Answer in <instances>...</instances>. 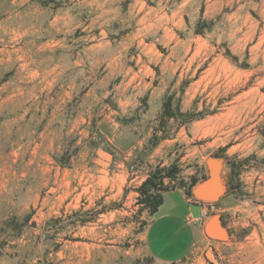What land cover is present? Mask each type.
I'll use <instances>...</instances> for the list:
<instances>
[{
    "label": "rangeland",
    "instance_id": "obj_1",
    "mask_svg": "<svg viewBox=\"0 0 264 264\" xmlns=\"http://www.w3.org/2000/svg\"><path fill=\"white\" fill-rule=\"evenodd\" d=\"M210 176L157 259L143 185ZM0 264H264V0H0Z\"/></svg>",
    "mask_w": 264,
    "mask_h": 264
},
{
    "label": "crops",
    "instance_id": "obj_2",
    "mask_svg": "<svg viewBox=\"0 0 264 264\" xmlns=\"http://www.w3.org/2000/svg\"><path fill=\"white\" fill-rule=\"evenodd\" d=\"M190 195L183 187L164 191L163 201L152 215L146 228V244L159 260L183 259L208 239L210 219L204 211L212 201L193 200Z\"/></svg>",
    "mask_w": 264,
    "mask_h": 264
},
{
    "label": "water",
    "instance_id": "obj_3",
    "mask_svg": "<svg viewBox=\"0 0 264 264\" xmlns=\"http://www.w3.org/2000/svg\"><path fill=\"white\" fill-rule=\"evenodd\" d=\"M194 194L203 200L215 201L223 194V186L213 176H210L195 186Z\"/></svg>",
    "mask_w": 264,
    "mask_h": 264
},
{
    "label": "trees",
    "instance_id": "obj_4",
    "mask_svg": "<svg viewBox=\"0 0 264 264\" xmlns=\"http://www.w3.org/2000/svg\"><path fill=\"white\" fill-rule=\"evenodd\" d=\"M148 187V189H146ZM155 188V189H153ZM154 190V195H151L150 197H148L147 199L143 200L142 202L145 203L147 201L150 200V209L152 211V213L154 214L159 206L161 205L162 201H163V192L166 191V190H169V189H163V188H159V185L156 183V182H153L152 179H149L145 182V184L143 185V188H142V191L145 193V194H148L151 190ZM161 190H164L163 192ZM188 194H192V191H187Z\"/></svg>",
    "mask_w": 264,
    "mask_h": 264
},
{
    "label": "built area",
    "instance_id": "obj_5",
    "mask_svg": "<svg viewBox=\"0 0 264 264\" xmlns=\"http://www.w3.org/2000/svg\"><path fill=\"white\" fill-rule=\"evenodd\" d=\"M190 196H191V198H192L193 200H197V201H198V200H201V198L197 197L196 195H192V194H191ZM207 211H208V207L206 208V210L204 211V213L207 214Z\"/></svg>",
    "mask_w": 264,
    "mask_h": 264
}]
</instances>
